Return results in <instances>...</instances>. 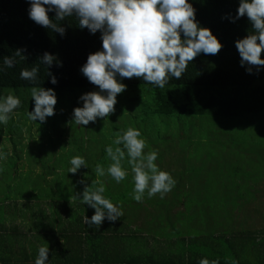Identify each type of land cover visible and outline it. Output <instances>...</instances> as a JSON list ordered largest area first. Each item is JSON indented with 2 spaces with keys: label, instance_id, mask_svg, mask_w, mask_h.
Returning <instances> with one entry per match:
<instances>
[{
  "label": "clouds",
  "instance_id": "obj_1",
  "mask_svg": "<svg viewBox=\"0 0 264 264\" xmlns=\"http://www.w3.org/2000/svg\"><path fill=\"white\" fill-rule=\"evenodd\" d=\"M28 16L36 24L65 34L61 24L66 17L74 16L80 29L90 34L100 32L101 48L89 53L79 71L87 80L98 86V91L83 93L79 100L82 106L73 109V122L87 125L97 118H106L115 111L117 94L125 90L123 78H142L154 87L164 88L170 79H179L189 63L197 55H216L222 47L221 42L208 27L201 26L195 18V10L190 0H29ZM48 12H54V19ZM246 16L251 23L252 32L235 41L240 56V64L246 71L253 67L260 71L264 67L261 51L264 49V0H239L237 19ZM182 34V35H181ZM15 57L24 59L21 50L13 56L3 58L0 71L12 68ZM61 65L55 54L45 51L40 63L51 66ZM38 66L22 68L19 77L33 83L31 97L34 107L28 112L32 121L43 123L54 115L57 98L54 89L35 86L38 79ZM50 82L57 83L56 77L49 72ZM20 105L18 97L9 93L0 95V124H6L11 113ZM115 145V147L113 146ZM146 142L139 129L129 127L117 133L111 145L105 146L111 163L105 169L97 165L98 176L108 175L117 183L124 180L128 170L122 161L127 158L131 166L133 192L132 199L141 202L147 193L161 197L175 185L172 175L161 170L155 163L158 153L144 152ZM122 146V147H121ZM4 153L0 152V159ZM68 172L75 174L81 166L87 167L83 156L74 155L69 160ZM80 183H85L81 179ZM93 187L86 186L77 198L94 209L91 217L85 215L83 222L91 229H99L107 219L115 222L122 215V209L115 205L105 193V185L92 181ZM49 248L41 246L34 264H47ZM199 264H218L216 260L201 258Z\"/></svg>",
  "mask_w": 264,
  "mask_h": 264
},
{
  "label": "trees",
  "instance_id": "obj_2",
  "mask_svg": "<svg viewBox=\"0 0 264 264\" xmlns=\"http://www.w3.org/2000/svg\"><path fill=\"white\" fill-rule=\"evenodd\" d=\"M190 3L195 10L196 20L201 26L208 27L221 42L222 47L218 53L197 55L182 76L170 79L164 88L154 87L137 77L123 78L121 82L126 87L146 86L152 95L155 113L177 117L212 115L218 120L230 118L235 120L234 129H240L241 124L246 121L244 116L249 120L264 116V82H260L264 80V67L260 71H256L255 67L251 73L246 71V66L240 64V56L235 47L237 39L253 31L251 23L246 16L233 19L236 17L239 0H190ZM28 5L29 0H0V66L3 58L13 56L17 49L24 56V59L15 57L16 62L12 68L5 67L0 71V89H12L22 96L19 107L11 113L8 122L0 124V152L5 154L0 159V224L7 217L5 208L14 213L19 199L30 203L51 192L53 200L60 196L66 205L69 191H81L86 186L91 188L94 186L91 182L97 180L105 185L107 198L115 205L122 201L118 196L114 198L116 194L108 185L107 176L96 174L97 165L81 166L75 174L68 172L69 160L74 154L67 146L62 147L56 156H50L44 150L41 156L33 158L35 161L23 158L30 151V146L27 147L25 135L23 140L17 137L21 126L16 120L31 111L34 103L28 104L23 99L22 89H31L33 83L20 79L21 69L38 66L35 86L52 88L60 94L73 88L83 89L85 92L98 91V86L90 83L79 69L88 54L99 50L102 45L99 30L90 34L86 28L80 29L74 16L66 17L61 22L66 29L63 36L36 24L28 16ZM48 15L54 19L55 13L48 12ZM45 51L55 54L62 62L61 65L57 66L55 62L50 67L41 64L40 57ZM261 57L264 58V49ZM49 72L56 77L57 83L50 82ZM31 130L32 128L26 132L32 133ZM6 140L7 146L4 145ZM21 148H24L23 152H20ZM8 157L17 159L10 160ZM122 164L128 163L124 160ZM176 164L179 167L183 165ZM81 179L85 180L86 186L83 187L80 183ZM64 194L68 195L66 200L63 198ZM203 203L208 207V200H203ZM176 204L171 201L169 203L170 207ZM2 228L4 230L6 227ZM218 236L221 237L220 233ZM232 236L235 237L234 234ZM2 237L0 233V238ZM241 237L258 239L257 235ZM1 248H5L2 240L0 253ZM0 264L10 263L0 257Z\"/></svg>",
  "mask_w": 264,
  "mask_h": 264
},
{
  "label": "rangeland",
  "instance_id": "obj_3",
  "mask_svg": "<svg viewBox=\"0 0 264 264\" xmlns=\"http://www.w3.org/2000/svg\"><path fill=\"white\" fill-rule=\"evenodd\" d=\"M30 90L22 89L23 99L28 104L34 103ZM9 93L21 100L22 96L14 90L0 89V95ZM83 93L85 91L79 88L64 94L55 92V113L43 123L30 120L28 113L16 120L21 126L17 137L23 140L25 135L27 147L30 146V151L24 154L25 160L35 161L33 158L41 156L44 150L50 156H56L62 147L67 146L74 155L83 156L87 166L99 164L107 169L111 160L106 155L105 146L111 145L115 135L127 128L139 129L146 142L144 152L154 150L158 153L155 163L161 170L171 173L175 185L162 199L157 198L158 193L137 202L132 199V172L127 164L123 166L128 175L121 182L105 175L116 194L114 198L121 192L125 196L122 201L128 204V208L138 210L161 204L170 207V201L177 203L174 207L182 208L179 211L183 214L178 217L184 220L186 230L178 231L180 234L191 237L215 235L216 243L220 239L233 240L241 249L245 248L244 243L256 239H244L241 235H257L264 241V116L253 120L244 116L246 121L240 129H234L235 120L230 118L161 115L154 112L148 88L139 85L128 86L118 93L115 111L106 118L77 125L72 114L75 107L82 106L79 97ZM31 128L32 133H27L26 130ZM7 142L4 141L5 146ZM23 151L21 148L20 152ZM176 162L183 165L179 167ZM85 183H82L83 187ZM104 195L108 196L106 191ZM203 200H208V207ZM6 211L10 218L14 216L9 208ZM175 220L177 222L178 218ZM229 234L235 237L230 239Z\"/></svg>",
  "mask_w": 264,
  "mask_h": 264
},
{
  "label": "crops",
  "instance_id": "obj_4",
  "mask_svg": "<svg viewBox=\"0 0 264 264\" xmlns=\"http://www.w3.org/2000/svg\"><path fill=\"white\" fill-rule=\"evenodd\" d=\"M82 192L69 191L66 205L60 196L51 200V192L30 203L19 199L14 216L7 215L0 224V240L5 246L0 257L10 264H34L38 248L44 246L49 248L47 264H199L201 258L218 264H264V241L244 243L241 249L233 245V240L216 243L215 235L191 237L178 233L186 231L184 220L178 217L183 214L179 207L161 204L138 210L121 201L117 204L123 212L119 219H106L99 229H91L83 217H91L94 209L77 198L76 194ZM117 195L125 197L120 192Z\"/></svg>",
  "mask_w": 264,
  "mask_h": 264
}]
</instances>
